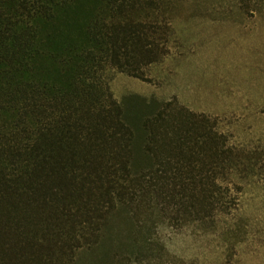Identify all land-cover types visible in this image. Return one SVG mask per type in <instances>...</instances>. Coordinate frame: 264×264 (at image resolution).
<instances>
[{
  "label": "trees",
  "instance_id": "trees-1",
  "mask_svg": "<svg viewBox=\"0 0 264 264\" xmlns=\"http://www.w3.org/2000/svg\"><path fill=\"white\" fill-rule=\"evenodd\" d=\"M78 1L0 0V264H190L140 259L131 252L134 229L153 209L175 230L214 225L234 210L231 171L258 165L221 143L222 161L181 159L175 175L153 177L168 164L147 158L151 134L173 102L136 97L133 115L96 77L113 67L147 81L146 69L168 54L169 26L156 15L170 0H102L101 22L86 30L77 15L61 28L47 22ZM57 65L70 72L66 87ZM192 117L211 130L209 118ZM117 230L125 240L111 237Z\"/></svg>",
  "mask_w": 264,
  "mask_h": 264
},
{
  "label": "rangeland",
  "instance_id": "rangeland-1",
  "mask_svg": "<svg viewBox=\"0 0 264 264\" xmlns=\"http://www.w3.org/2000/svg\"><path fill=\"white\" fill-rule=\"evenodd\" d=\"M102 10V0H80L58 9L56 19L47 22L61 28L62 21L77 15L84 19L86 30L94 18L101 22ZM156 17L164 18L169 26L168 54L146 69L147 81L113 67L96 77V83L133 115L134 107L139 109L136 97L173 102V109L153 129L152 153L147 157L156 165L168 166L152 171V176L175 175L171 166L181 159L220 161L223 155L215 151L222 144L242 151L240 161L251 158L258 166L231 171V214L218 215L214 225L175 230V222L161 218L153 209L145 225L134 229L131 252L155 262H175L177 256L190 264H264V0H170L164 14ZM54 44L48 43L49 50H55ZM57 67L56 81L66 87L70 72ZM192 116L209 118L211 130L205 132ZM182 133L189 136L185 143L179 142ZM190 147L201 153L182 154ZM111 237L125 240L126 235L117 230Z\"/></svg>",
  "mask_w": 264,
  "mask_h": 264
}]
</instances>
